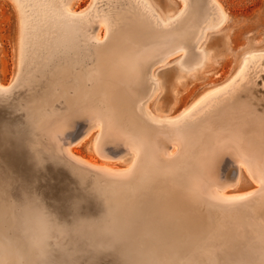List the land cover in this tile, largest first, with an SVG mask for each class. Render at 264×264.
<instances>
[{
  "label": "bare ground",
  "instance_id": "obj_1",
  "mask_svg": "<svg viewBox=\"0 0 264 264\" xmlns=\"http://www.w3.org/2000/svg\"><path fill=\"white\" fill-rule=\"evenodd\" d=\"M13 1L22 19L21 72L28 69L0 95V210L13 214L26 239L37 236L52 264H264V98L240 93L256 56L195 102L205 110L198 118L152 126L141 116L156 84L147 67L180 50L181 65L200 64L197 43L220 21L218 2L193 0L156 23L139 0L83 20L62 13L65 0ZM94 23L110 28L101 44L84 36ZM93 117V144L105 158L99 178L54 148L81 142L87 133L79 125ZM122 148L131 170L110 175ZM241 167L258 193L226 194Z\"/></svg>",
  "mask_w": 264,
  "mask_h": 264
},
{
  "label": "rangeland",
  "instance_id": "obj_2",
  "mask_svg": "<svg viewBox=\"0 0 264 264\" xmlns=\"http://www.w3.org/2000/svg\"><path fill=\"white\" fill-rule=\"evenodd\" d=\"M121 1L122 0H65V4H67L64 6V8H61V11L70 19L83 20L93 14L97 15L96 13L100 15L101 10H111L113 6H116V4ZM139 1H141V3L143 4V8L142 6L141 8L145 10V12L149 14L150 18H153L152 20H154V22L156 23H160V19L159 17H157V15H159L163 19H169L176 16L178 13H184L187 6L193 2V0ZM216 1L221 7L220 21L207 29L205 31V34L197 43V46H199L204 51V56L200 64L195 65V67L192 68H187L181 65L180 59L182 57L181 54L183 50H180L179 52L165 57L162 62L154 65V67H147L146 77L149 79L147 81H151L152 83L154 81L151 79L154 78L156 84L154 90L151 91L150 97L146 96L144 103L141 104V111L143 112L145 110L146 113L149 112V114L141 116L146 119L152 126H157L158 123L169 125L175 123L176 121H181L182 123H184L187 120L192 121L198 118L199 115L201 116L202 114H204L205 110H199L201 108L200 104L202 103L200 102L198 103V105H195V102L197 100H201L206 95L218 91L226 86L229 81L240 71L244 62L253 55L256 56V59L247 64L248 70L245 69V77H247V79L242 81V84L247 81V85L245 86L246 88H244L246 91H244L243 89L240 91V93L250 92L252 95H254V97H258L259 95L263 96L264 98V79H261L264 78V70H262L264 66V0ZM135 4H137L136 1ZM137 5L140 6L141 4ZM65 7L71 13H68L67 10L65 12ZM208 7H210V5H208ZM211 13H213V11ZM18 17H20V15L15 1L0 0V95L5 94L4 92L8 89L9 90L7 92H10L16 86L15 83H18L16 81H19V79L21 78L22 74L20 73H26L28 69L27 65L24 69L25 71L22 70L21 72L22 49L20 45L22 41H20V39L22 40V38L19 36V34L23 33V30L21 28L22 19L18 20ZM172 20H170V22ZM98 24L99 23H94V26L89 30L91 31L89 32L90 35L87 34L88 31L87 33L84 32V36L87 35L85 36V38L88 40L89 44L94 45L97 44V42L98 44H101L105 42L108 37V33L110 30L109 26L107 24H104L99 27L100 24ZM168 24L169 22H166L165 25L167 26ZM94 27H98V36H95L96 39L93 35H96L95 30L97 29H93ZM97 38H100L102 41H97ZM193 45H195V43H193ZM191 49L192 53H196V51H198L195 47H192ZM162 52L165 53L167 51L164 49ZM253 72L256 74L255 76ZM246 74L248 75L246 76ZM254 77H257L258 79ZM253 79L254 81H252ZM234 80H236L234 81L235 85L241 82H239V78L237 77ZM147 84L149 85V83ZM4 89L6 90L4 91ZM16 90L18 89H15V91ZM223 102H225V99L222 100V103ZM145 106L147 108H145ZM198 106H200V108L195 110V108H197ZM191 111L193 112L191 113ZM115 115L116 114L113 115L114 120H118V117ZM194 115H197L198 117H194ZM100 117L97 116L98 121L104 119V116L101 115ZM92 119L90 121H94L93 123H80L83 126L79 125L80 129L82 128L80 133L82 135L87 133L81 142L73 146L60 143L61 148L59 150V146L54 148L57 149L56 152L58 154L60 153L62 157H64L65 155L64 158H66L67 156L66 159L72 162L68 165L72 166L73 163H77L76 166H78V171H80V167L81 170L82 168L84 169L82 170V173L99 175L98 173H96V171L101 170L99 163L102 164L105 161L102 159L104 157L100 153L98 147L94 146L93 144L98 127L96 126L97 120L95 119V117H93ZM165 121H167V123ZM84 130H86L87 132ZM48 139L49 137L47 135L44 136L45 141H48ZM73 139H69V141H73ZM68 146L71 147V151L68 150ZM175 149L177 150V148ZM124 150L125 149L123 148L122 150L119 149L115 156L117 154L121 155L119 153H122L123 155V152L121 151ZM124 152V155H121V159L117 155L118 159L116 158L114 159V161L109 163L111 166L117 169L116 173L110 175L118 174L120 176H124L127 175L131 170L129 163L131 154H129V152L126 153V151ZM168 152L170 155H172L171 148H168ZM235 166L236 165H234V167ZM232 171L234 170L230 169L229 173L231 174ZM97 175L96 177L99 178V176ZM237 175L236 185L226 188V194L229 195L230 193L234 192L242 193L251 189H255L256 193L259 192V190L255 187V182L243 167L240 168V171ZM109 178H113V176ZM4 227H6V229ZM2 233L5 237L8 236L7 238L10 237V239L18 243V246H23L26 243L27 239L23 235L22 228L18 224L17 219H15L12 213L0 210V234ZM11 234L15 238H13Z\"/></svg>",
  "mask_w": 264,
  "mask_h": 264
},
{
  "label": "clouds",
  "instance_id": "obj_3",
  "mask_svg": "<svg viewBox=\"0 0 264 264\" xmlns=\"http://www.w3.org/2000/svg\"><path fill=\"white\" fill-rule=\"evenodd\" d=\"M0 264H52L45 255L43 242L35 235L23 246L0 234Z\"/></svg>",
  "mask_w": 264,
  "mask_h": 264
}]
</instances>
